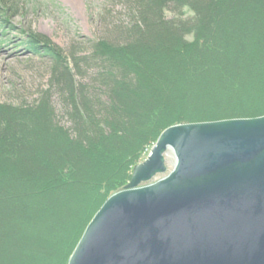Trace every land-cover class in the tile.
Segmentation results:
<instances>
[{"label":"trees","instance_id":"trees-1","mask_svg":"<svg viewBox=\"0 0 264 264\" xmlns=\"http://www.w3.org/2000/svg\"><path fill=\"white\" fill-rule=\"evenodd\" d=\"M118 1L133 14L119 42L65 54L32 31L20 41L48 60L68 126L48 90L0 103V264H67L164 128L264 115V0Z\"/></svg>","mask_w":264,"mask_h":264},{"label":"water","instance_id":"water-1","mask_svg":"<svg viewBox=\"0 0 264 264\" xmlns=\"http://www.w3.org/2000/svg\"><path fill=\"white\" fill-rule=\"evenodd\" d=\"M67 264H264V115L164 128Z\"/></svg>","mask_w":264,"mask_h":264},{"label":"rangeland","instance_id":"rangeland-1","mask_svg":"<svg viewBox=\"0 0 264 264\" xmlns=\"http://www.w3.org/2000/svg\"><path fill=\"white\" fill-rule=\"evenodd\" d=\"M162 14L164 19L178 22L191 13L183 8L182 13L164 9ZM131 15L118 0L0 1V103H33L48 90L59 122L68 126L62 116L61 102L49 87L48 60L20 44L21 39L32 31L45 36L67 54L87 48L89 39L119 42L124 27L132 22ZM152 145L141 153V160L149 154ZM170 154L167 160H172ZM94 163L99 167L104 165ZM81 203H86L84 198ZM72 220L74 227L70 228L69 235L73 234L80 217L77 215Z\"/></svg>","mask_w":264,"mask_h":264},{"label":"bare ground","instance_id":"bare-ground-1","mask_svg":"<svg viewBox=\"0 0 264 264\" xmlns=\"http://www.w3.org/2000/svg\"><path fill=\"white\" fill-rule=\"evenodd\" d=\"M169 156V155H168ZM170 157L172 159V155L170 154ZM170 164H173V159L172 160H167Z\"/></svg>","mask_w":264,"mask_h":264}]
</instances>
